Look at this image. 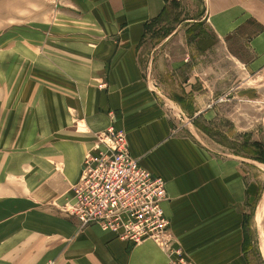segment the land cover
<instances>
[{
  "label": "crops",
  "instance_id": "obj_1",
  "mask_svg": "<svg viewBox=\"0 0 264 264\" xmlns=\"http://www.w3.org/2000/svg\"><path fill=\"white\" fill-rule=\"evenodd\" d=\"M205 2L215 29L222 34L229 31L232 14L222 9L213 13L210 0ZM219 3L224 8L223 0ZM65 4V14L74 22L95 25L96 31L75 38L79 46L67 53L70 60L66 57L63 66L54 69L65 73L53 85L55 100L36 107L27 118L22 117L21 108L16 109L12 132L10 113H5L0 125L6 144L10 136L27 137L16 148L12 168L22 153L26 161H39L23 179L0 177L3 221L15 218L13 223L1 224L0 231L16 232L18 264H24V249L30 247L34 264H169L167 252L152 240L133 245L97 226L78 231L75 216L58 211L57 207L72 201L71 187L79 178L83 158L95 148L96 136L109 127L123 131L130 155L165 180L169 230L174 244H180L191 261L251 264L243 225L256 186L241 163L218 159L202 147L188 133L189 127L177 121L170 104L195 119L211 102L200 103L191 78L181 83L174 97L161 95L166 86H156L149 76L153 60L143 63L142 42L165 18L170 1L66 0ZM26 122L28 127L21 130ZM13 179L22 180L18 184L24 186L13 185ZM59 245L64 249L61 255Z\"/></svg>",
  "mask_w": 264,
  "mask_h": 264
},
{
  "label": "rangeland",
  "instance_id": "obj_2",
  "mask_svg": "<svg viewBox=\"0 0 264 264\" xmlns=\"http://www.w3.org/2000/svg\"><path fill=\"white\" fill-rule=\"evenodd\" d=\"M169 1L165 18L157 22L154 32L142 42L143 63L153 60L154 71L149 76L156 86L160 83L166 86L169 94L163 90L161 95L174 97L180 92L181 83L191 78L195 79L194 91L200 103L211 102L210 108L195 119L170 104L181 118L177 121L189 127L188 133L202 147L218 159L241 163L249 182L256 186V194L244 216V242L250 263L264 264V0H223L224 8H220V0H210L213 13L222 9L232 14V26L223 34L215 29V19L211 20L213 23L209 21L205 0ZM65 2L0 0V125L5 122L2 121L5 113H10L9 130L17 124L11 120H16L13 116L16 109L21 108L22 117L27 118L36 107L47 105L49 99L55 100L57 89L53 85L57 83L56 77L63 79L65 73L54 69L63 66L66 57L70 60L67 53L79 46L74 44L75 38L89 37L96 31L95 25H80L65 14L68 9ZM88 42L93 44L96 40ZM177 65L182 66L176 68ZM2 127L0 177L23 179L39 161H26V153H22L18 165L12 168L16 164V160L11 162L16 148L27 137L10 136L6 144ZM27 127L26 122L21 130ZM106 131L96 136V144ZM14 139L21 141L13 142ZM18 181L22 180H10L13 185L23 187ZM71 202L57 207L58 211L68 217L65 208ZM3 218L0 211V225L13 223L15 219L6 222ZM171 239L170 245H159L169 255V264H182L177 251L184 255L185 261L196 264L180 244H174L172 233ZM2 240L6 241L4 245ZM16 245V232L0 231V264H18ZM31 251L32 247L24 249V264H34L30 260ZM63 253L59 245L58 255Z\"/></svg>",
  "mask_w": 264,
  "mask_h": 264
},
{
  "label": "built area",
  "instance_id": "obj_3",
  "mask_svg": "<svg viewBox=\"0 0 264 264\" xmlns=\"http://www.w3.org/2000/svg\"><path fill=\"white\" fill-rule=\"evenodd\" d=\"M105 134L95 152L83 158L66 212L77 218L80 229L93 225L115 231L119 239L133 245L148 239L170 245V221L163 209L167 200L165 180L152 175L130 155L123 132L108 128ZM177 259L192 264L179 251Z\"/></svg>",
  "mask_w": 264,
  "mask_h": 264
},
{
  "label": "bare ground",
  "instance_id": "obj_4",
  "mask_svg": "<svg viewBox=\"0 0 264 264\" xmlns=\"http://www.w3.org/2000/svg\"><path fill=\"white\" fill-rule=\"evenodd\" d=\"M109 129H112V130H114L115 132H123V131H121V130H116V129H114L113 127H109ZM106 135V134H105ZM126 138V137H125ZM126 143H127V140H126ZM128 145V144H127ZM92 152H95V150H93ZM82 166V165H81ZM81 172V171H80ZM81 175V174H80ZM75 184V183H74ZM73 184V185H74ZM72 185V186H73ZM71 189H72V187H71ZM145 189H141V193H145ZM72 193H73V190H72ZM73 197V196H72ZM163 209H164V204H163ZM164 212H165V210H164ZM166 214V213H165ZM167 216V215H166ZM76 218V217H75ZM77 219V218H76ZM78 221V220H77ZM93 226V225H92ZM86 228V227H85ZM85 228H83V229H80V224H79V221H78V231H82V230H84ZM102 230V229H101ZM103 231V230H102ZM106 232H111V233H113L114 235H115V237H116V233H115V231H106ZM170 234H171V232H170ZM149 240V239H148ZM154 242V241H153ZM155 243V242H154ZM157 244V243H156ZM158 246H159V244H157ZM264 254V253H263Z\"/></svg>",
  "mask_w": 264,
  "mask_h": 264
}]
</instances>
